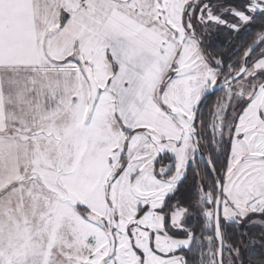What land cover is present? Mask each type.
<instances>
[{
  "label": "snow or ice",
  "instance_id": "snow-or-ice-1",
  "mask_svg": "<svg viewBox=\"0 0 264 264\" xmlns=\"http://www.w3.org/2000/svg\"><path fill=\"white\" fill-rule=\"evenodd\" d=\"M0 264H264V0H0Z\"/></svg>",
  "mask_w": 264,
  "mask_h": 264
},
{
  "label": "trees",
  "instance_id": "trees-1",
  "mask_svg": "<svg viewBox=\"0 0 264 264\" xmlns=\"http://www.w3.org/2000/svg\"><path fill=\"white\" fill-rule=\"evenodd\" d=\"M212 40L215 43L216 47L219 49V55L223 56L224 58H227L231 54L232 46L228 38L222 36V34H219L218 37H212ZM191 184L192 180H189V187H191Z\"/></svg>",
  "mask_w": 264,
  "mask_h": 264
},
{
  "label": "rangeland",
  "instance_id": "rangeland-1",
  "mask_svg": "<svg viewBox=\"0 0 264 264\" xmlns=\"http://www.w3.org/2000/svg\"><path fill=\"white\" fill-rule=\"evenodd\" d=\"M219 34H220V35L222 34V36H225V37L227 38V33H214L212 37H214V38H215V37H218ZM220 96H223V93H217V97H220ZM217 97H214L212 100H210V101H209V104L212 105ZM197 164H198L199 168H200L201 170H203V168H204L203 163H201V162L198 160V161H197ZM259 239H260V237H259V235H258V236H257V240L259 241Z\"/></svg>",
  "mask_w": 264,
  "mask_h": 264
}]
</instances>
